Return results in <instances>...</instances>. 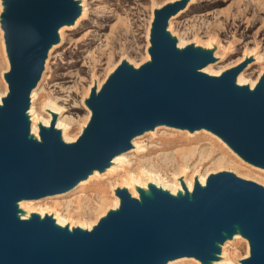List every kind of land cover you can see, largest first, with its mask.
Wrapping results in <instances>:
<instances>
[{"label": "water", "instance_id": "1", "mask_svg": "<svg viewBox=\"0 0 264 264\" xmlns=\"http://www.w3.org/2000/svg\"><path fill=\"white\" fill-rule=\"evenodd\" d=\"M1 29L9 61L8 94L0 106V264H165L177 258L208 260L221 232L237 225L249 244L242 264H264V189L229 173L211 175L205 186L169 198L151 190L142 204L117 192L120 206L91 231L58 232L49 217L22 221L14 204L51 197L101 170L143 131L167 125L219 137L241 160L264 170V77L253 91L233 85L248 61L220 77L199 73L211 54L190 46L177 52L166 34L170 15L187 0L154 12L150 62L119 65L86 105L91 117L72 144L59 132L40 129L27 139L28 95L38 83L56 28L72 15V0H3ZM250 61V60H249Z\"/></svg>", "mask_w": 264, "mask_h": 264}, {"label": "rangeland", "instance_id": "2", "mask_svg": "<svg viewBox=\"0 0 264 264\" xmlns=\"http://www.w3.org/2000/svg\"><path fill=\"white\" fill-rule=\"evenodd\" d=\"M82 1L83 15L76 26L61 35L59 45L48 56L43 78L35 88L37 98L33 108L38 118L39 141L40 129L46 128V122L50 126L51 120L54 126L60 122L57 130L68 144L78 139L89 116L86 101L91 92H98L122 63L137 69L147 63L154 12L172 0ZM186 4L185 10L169 23L172 39L182 43L183 49L198 44L217 55L218 63L207 69L210 77H220L245 60L260 58L249 63V68L239 76L242 87L252 86L253 91L264 77V0H189ZM3 9L4 3L0 0V29ZM5 51L0 32V99L7 93ZM52 109H58L59 115H52ZM135 142L144 152L138 155L133 151L126 155L127 167L123 166L119 175L92 177L67 197L36 201V211L52 214L66 226L91 231L113 209L117 199L113 189L121 186L122 179L128 183L129 177L142 184L156 178L169 190L179 183L176 194L180 195L188 193L183 177L192 182L193 191L200 178L219 173L232 174L264 189V173L240 161L214 134L190 137L187 133L158 129ZM21 202L18 215L26 218L29 216L27 201L18 203ZM45 217L43 215V219ZM224 246V264H242L249 257L247 242L238 234L227 239ZM173 264L198 263L184 260Z\"/></svg>", "mask_w": 264, "mask_h": 264}, {"label": "bare ground", "instance_id": "3", "mask_svg": "<svg viewBox=\"0 0 264 264\" xmlns=\"http://www.w3.org/2000/svg\"><path fill=\"white\" fill-rule=\"evenodd\" d=\"M175 1H180V0H172V1L169 2V4H171V3L175 2ZM188 1L189 0H187V2ZM72 3H73V9H72V15H71L70 19L68 21H62L57 26L56 31H55V34H56V37H57L56 42L54 44L50 45L48 47L47 51H46V58H45V61L43 63V68H42V71H41V74H40L39 81H41L42 78H43L44 70H45V64H46V61L48 59V56L54 50V48L59 45L60 40H61V35L64 33V31L66 29H69V28H72V27L76 26L78 20L83 15V11H84V3H83V1L82 0H72ZM186 7H187V4H185L184 7L181 10L173 13L168 18L166 34L169 37L173 38V35H172V33H171L170 29H169V23L171 22L172 19L176 18L181 12H183ZM0 32H1L2 40H3V31L1 29H0ZM175 42H176L175 43L176 51L177 52H181L183 50V48H184L182 46V43L177 42V40H175ZM190 47L192 48L193 51H197L199 53L206 54V55L207 54H211L212 62L209 63L206 68H204L202 70H199L198 71L199 73H203V74L206 73L207 74V69H209L213 65H216L218 63V60L220 59V58L218 59L217 55H214V54L212 55V52H210L205 47L199 46L198 44H191ZM149 49H150V45L148 46V50ZM5 56H6V60L8 62V70L5 72V74H6V73H8V71L10 69L6 51H5ZM259 59L260 58L253 57L250 61L247 60L248 62L244 64L243 68H241L239 70V72L235 76L234 83H233V85L235 87H242L243 86L242 83H241L242 80L240 79L239 76H241V74L246 69L249 68V63H251L252 61L257 62ZM146 62L149 63L150 62V58L149 59L147 58ZM244 62H246V60L241 62V64L244 63ZM130 67L132 69H134V70L137 69V67H132V66H130ZM207 75H209V74H207ZM37 85L38 84H36L34 86V88L30 91V93L28 95V102H27L25 113H24V119H25V122H26L27 127H28L27 139L31 140L33 142L35 141L36 143H39L40 141L37 138L38 137V129L36 127V123H37V119L38 118H37L36 113H35L34 108H33V105H34V103L36 101V98H37V95H36V92H35L36 91L35 88L37 87ZM98 88H99V86H98ZM263 88H264V81H263ZM251 89H252V86H250L249 91H251ZM7 94H8V89H7V93H5L4 97H6ZM0 106H1V99H0ZM52 112H53L52 115H54V116L59 115L58 109H52ZM90 117H91V111H89V116H88V119H87V123H88ZM59 123H57L56 126L53 127V129L55 131H58L57 128L59 127V125H61ZM44 125L46 126V129H48L49 122L44 123ZM158 129L175 130V131H178V132L187 133V135L190 136V137H196L198 134H201V135H203V134L212 135V133L206 131L204 128L197 129V130H194V131L190 132V131H187V130H184V129L175 128V127H171V126H167V125L155 126L152 129H150V130L143 131L142 133L134 136L129 141V150L127 152L119 154V155H116L101 170H93V171L89 172L87 174V176L85 178H83L82 180H80L78 182V184L75 185L74 187H71L70 189H68V190H66L64 192H62L60 194H57V195H54V196H51V197H46V198H40V199H34V200L27 201L26 208H29V210H28L29 216H27L26 218H22L20 215H18L20 210L22 209V204L23 203L21 202V203L14 204L13 207L16 209V217L19 220H22V221H30L32 219V217L33 218H37L38 221H41L43 219V215H46L47 217L52 219V221L54 223L53 227L58 232L66 230V232L71 235L74 230H78L80 232L86 231L84 227L66 226L65 224H63V222L61 220H59L60 218L57 220L55 217L52 216V214H46V213L42 214V213L37 212L36 211L37 208L34 207L35 202L36 201H40V200L50 199V198L67 197V196L71 195V193L75 192L76 191L75 189L78 190L83 185H85L92 177L103 176V175H107V174L119 175L123 171L122 167L126 166V164L128 163V161L125 162L126 161L125 160L126 159V155L132 153L133 151H136V154H138V155H141L144 152L143 148H140L138 146L139 144L137 142H135V141H137V139H140V138H142L143 136H145V135H147L149 133L153 134ZM58 138H59V140L62 141V143L68 144V142H66V140L64 141L62 139L61 135H59ZM184 159H186V158H184ZM239 160L242 161L240 158H239ZM248 165H249L250 168H252V169H254V170L258 171V172L264 173V170L262 168L255 167V166H252L250 164H248ZM180 175H181V173H180ZM147 176H148V178H151V176H149L148 174H147ZM181 177H183V174L181 175ZM103 178H105V177H103ZM129 178L131 180L128 183H127L126 180L122 179L121 186L115 187L113 189V193L117 197L116 203L114 204V207H112L113 209L111 210V211H114V213L118 212V209H119V206H120V199L117 196V192H124L131 200H136L139 204H142L144 199H146V198L151 196V190L155 191V192L163 193L164 195H166L167 197L172 198V199L173 198L183 197L180 194H176V190L180 188V184L179 183H178V185L176 187L173 185V187H174L173 190H169L167 187L161 186L160 183H158L156 181V178L150 179L144 184H142V182L140 183V181L138 183L136 180H133L132 177H129ZM182 180H183L185 186L187 187L188 200H189L190 199V195L192 193V182H187L185 177H183ZM205 182H206V179H205V177H203V178H200L198 180L197 184H199L200 187L203 188L205 186ZM174 189H175V191H174ZM111 213H113V212H111ZM231 230L234 231L235 234H238L239 236L242 235L241 231H240V229H239V227L237 225L232 226ZM235 238H238V237H235ZM225 239H226V233L225 232H221V234L219 235V239L215 240L212 243L211 253H210V256H209L208 260H206V261H202L201 262V261L195 260L194 258L182 257V258H177V259H174V260H171V261H167V262H165V264H173V263H176V262H182L184 260H191V261H194V262H196L198 264H224V263H222L223 262L222 259H224V253L223 252H224V247H225L224 244L226 242ZM244 240L247 242V240L245 238H244ZM247 248L249 249L248 242H247Z\"/></svg>", "mask_w": 264, "mask_h": 264}]
</instances>
